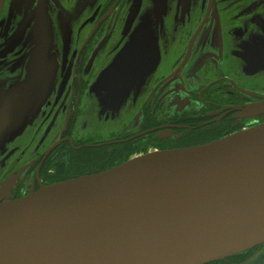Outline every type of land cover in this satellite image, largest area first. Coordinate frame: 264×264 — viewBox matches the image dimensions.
<instances>
[{
    "label": "flooded vegetation",
    "instance_id": "flooded-vegetation-1",
    "mask_svg": "<svg viewBox=\"0 0 264 264\" xmlns=\"http://www.w3.org/2000/svg\"><path fill=\"white\" fill-rule=\"evenodd\" d=\"M261 125L264 0L2 2L0 202ZM204 264H264V243Z\"/></svg>",
    "mask_w": 264,
    "mask_h": 264
},
{
    "label": "water",
    "instance_id": "water-1",
    "mask_svg": "<svg viewBox=\"0 0 264 264\" xmlns=\"http://www.w3.org/2000/svg\"><path fill=\"white\" fill-rule=\"evenodd\" d=\"M262 243L264 125L0 202V264H204Z\"/></svg>",
    "mask_w": 264,
    "mask_h": 264
}]
</instances>
